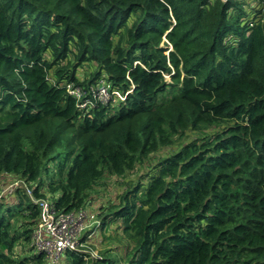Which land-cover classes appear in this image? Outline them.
<instances>
[{
    "label": "trees",
    "instance_id": "16d2710c",
    "mask_svg": "<svg viewBox=\"0 0 264 264\" xmlns=\"http://www.w3.org/2000/svg\"><path fill=\"white\" fill-rule=\"evenodd\" d=\"M101 80L132 91L80 107ZM20 180L117 240L67 264H264V0H0V186ZM39 207L0 197V264H44Z\"/></svg>",
    "mask_w": 264,
    "mask_h": 264
},
{
    "label": "built area",
    "instance_id": "2783aa9c",
    "mask_svg": "<svg viewBox=\"0 0 264 264\" xmlns=\"http://www.w3.org/2000/svg\"><path fill=\"white\" fill-rule=\"evenodd\" d=\"M93 97L83 99V90L79 87L70 88L71 94L79 99V106L84 108L87 106H95L97 101L103 103L115 104L124 103L132 88L127 91H122L112 87L105 80L91 87ZM16 185L24 186L28 194L40 206V219L34 231L35 250L41 252L45 257H49L52 262L57 263L63 255L69 251H82V242L75 238L76 232L80 229L79 226H87L90 220L86 210H81L77 213H57L52 207L51 201L45 198L35 199L32 196L31 190L27 188L24 180H20L15 184H11V188ZM10 188H5L1 191L0 196L9 191ZM93 253V256L97 257Z\"/></svg>",
    "mask_w": 264,
    "mask_h": 264
},
{
    "label": "rangeland",
    "instance_id": "374dc122",
    "mask_svg": "<svg viewBox=\"0 0 264 264\" xmlns=\"http://www.w3.org/2000/svg\"><path fill=\"white\" fill-rule=\"evenodd\" d=\"M167 42H165V40H163V42L161 43V46H166ZM171 48V47H170ZM166 79L168 81H171V77L169 75H166ZM139 174V173H138ZM132 178H134L133 176H131ZM112 178L110 177H106L103 181L106 183L107 180H111ZM104 182H102V184L99 186V188L96 190L95 195H97L101 201V203H107L108 205L113 204L112 202H116L117 204H119V198H117L115 200L114 196L110 197V196H102V195H106L107 193V188H104L105 184ZM116 187L119 188V190L121 189L120 184L117 182L114 184ZM0 188H11V186L9 184H3L2 186H0ZM102 190V191H101ZM50 200H54V197L50 196ZM31 200L26 199L24 206H29L31 205ZM110 203V204H109ZM112 203V204H111ZM40 209V207H39ZM104 211L101 212V214H103ZM102 221L101 217L99 218V223ZM97 223V222H96ZM96 224H94V218L91 217L90 220L88 221L87 226H79V230L76 232L75 234V238L79 241H81L82 237L84 238L86 236V238H84L86 241L82 242V246L81 248L84 249L85 251H91V256H89V258L91 257H95L97 254V252L99 253L98 255H101L103 253V251H105L106 249H111L113 250V247L115 245H117V240L114 239H108V241L106 243L101 242L100 240L102 239L101 234H98L97 231H99V229H96L97 226H95ZM90 232V233H89ZM110 232V231H109ZM108 232V233H109ZM89 233V234H88ZM107 233V234H108ZM88 235V236H87ZM118 242H119V238H118ZM24 249L23 247V243H21L18 247H17V252H22V250ZM28 251H25L26 255H31L32 251H30L29 248H27ZM104 249V250H103ZM93 253L95 254V256H93ZM67 253H65L63 255V257L61 258V260L57 263H54L51 261V259L49 257H45V262L44 264H48V262H50V264H67L66 260H65V256ZM47 262V263H46Z\"/></svg>",
    "mask_w": 264,
    "mask_h": 264
},
{
    "label": "clouds",
    "instance_id": "9594fccd",
    "mask_svg": "<svg viewBox=\"0 0 264 264\" xmlns=\"http://www.w3.org/2000/svg\"><path fill=\"white\" fill-rule=\"evenodd\" d=\"M3 190V188H0V193H1V191ZM3 195H1L0 197H2ZM90 233V232H89ZM88 236V235H87ZM82 239H83V237H82ZM82 239H81V242H84V241H86V240H84V241H82Z\"/></svg>",
    "mask_w": 264,
    "mask_h": 264
},
{
    "label": "crops",
    "instance_id": "0c3cea01",
    "mask_svg": "<svg viewBox=\"0 0 264 264\" xmlns=\"http://www.w3.org/2000/svg\"><path fill=\"white\" fill-rule=\"evenodd\" d=\"M89 234V233H88Z\"/></svg>",
    "mask_w": 264,
    "mask_h": 264
}]
</instances>
